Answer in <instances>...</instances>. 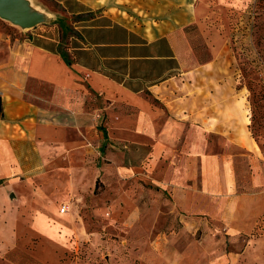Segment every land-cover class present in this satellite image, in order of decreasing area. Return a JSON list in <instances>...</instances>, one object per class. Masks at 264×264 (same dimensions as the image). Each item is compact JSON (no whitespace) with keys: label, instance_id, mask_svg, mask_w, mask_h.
I'll use <instances>...</instances> for the list:
<instances>
[{"label":"crops","instance_id":"0c3cea01","mask_svg":"<svg viewBox=\"0 0 264 264\" xmlns=\"http://www.w3.org/2000/svg\"><path fill=\"white\" fill-rule=\"evenodd\" d=\"M54 1L70 15L102 5ZM83 18L70 62L58 35L0 33V180L64 166L103 137L100 169L166 190L180 229L213 230L221 217L233 231L252 227L264 214V156L224 65L199 62L184 32H147L106 10ZM241 155L248 185L238 180Z\"/></svg>","mask_w":264,"mask_h":264},{"label":"rangeland","instance_id":"374dc122","mask_svg":"<svg viewBox=\"0 0 264 264\" xmlns=\"http://www.w3.org/2000/svg\"><path fill=\"white\" fill-rule=\"evenodd\" d=\"M27 1L43 19L22 27L0 18V33L58 35L66 47L74 21L103 10L147 32H184L199 62L214 58L241 88L248 132L264 156V0H86L102 5L82 15L54 0ZM104 143L56 169L0 180V264H264V214L249 229L233 231L221 217L213 230L184 231L166 190L100 169ZM241 156L238 180L248 185Z\"/></svg>","mask_w":264,"mask_h":264},{"label":"water","instance_id":"95a60500","mask_svg":"<svg viewBox=\"0 0 264 264\" xmlns=\"http://www.w3.org/2000/svg\"><path fill=\"white\" fill-rule=\"evenodd\" d=\"M44 14L31 8L27 0H0V18L22 27H30L41 21Z\"/></svg>","mask_w":264,"mask_h":264},{"label":"trees","instance_id":"16d2710c","mask_svg":"<svg viewBox=\"0 0 264 264\" xmlns=\"http://www.w3.org/2000/svg\"><path fill=\"white\" fill-rule=\"evenodd\" d=\"M77 22V21H76ZM74 29V28H73ZM77 32V34H76V36L77 35H79V33H78V31H76ZM75 34V33H74ZM71 35V34H70ZM67 44H66V47H62L61 45H60V41H59V43H58V48H57V50H58V52L60 53V55H61V57L66 61V62H70V60H71V58H70V56H69V54H68V52H67ZM147 92V91H146ZM148 93V92H147ZM150 98H152V97H150Z\"/></svg>","mask_w":264,"mask_h":264}]
</instances>
